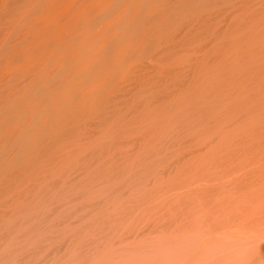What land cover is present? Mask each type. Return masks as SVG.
<instances>
[{"label": "bare ground", "instance_id": "bare-ground-1", "mask_svg": "<svg viewBox=\"0 0 264 264\" xmlns=\"http://www.w3.org/2000/svg\"><path fill=\"white\" fill-rule=\"evenodd\" d=\"M20 1H27L20 8L26 13L20 21L17 16V23L27 26L25 29H48L52 34L81 25L78 19L83 13L90 11L95 16V8H107L112 2ZM20 1L0 0V8ZM20 9L18 14L24 12ZM119 11L112 19L109 14L110 20L109 16L100 19L95 33L104 35L118 24L122 29L130 25L140 28L139 34L134 33L136 39L132 35L135 46L143 52L155 47L159 56L153 54L165 61L162 68L168 75H163L164 80L158 74V79L138 74L139 80L143 78L141 84L136 82L140 91L127 97V85L136 76L128 73L124 77L130 79H124L127 88L125 84L118 87L123 70L116 65L99 73L95 70L87 88L75 84L72 89L70 83L64 85L68 81L63 83V88L71 90L50 96L55 99L54 116L40 105L38 122L21 127L12 138L13 154L0 163V264H264V0H124ZM89 20L88 24L93 22ZM27 29L23 31L29 33ZM13 30L15 33L10 32L16 34ZM43 32L40 34L45 36ZM10 35V42L15 37L20 44V36ZM29 35L31 32L30 40ZM104 37L106 40L107 35ZM87 39L84 36L78 44L91 43ZM50 41L47 47L52 45ZM62 41L65 44L66 39ZM16 44L7 45L14 49ZM28 51L26 57L33 54ZM2 78L7 80V75ZM45 85L42 88L49 84ZM48 90L43 91L48 94ZM37 91L28 95L37 96ZM116 92L118 95L113 94ZM24 93L17 95L19 101ZM7 110L4 112L9 114ZM37 124L40 128L35 129Z\"/></svg>", "mask_w": 264, "mask_h": 264}, {"label": "rangeland", "instance_id": "rangeland-1", "mask_svg": "<svg viewBox=\"0 0 264 264\" xmlns=\"http://www.w3.org/2000/svg\"><path fill=\"white\" fill-rule=\"evenodd\" d=\"M20 1V0H19ZM108 2L109 1H111V0H107ZM107 1L105 2V4L107 3ZM119 1V2H118ZM121 0H115V3H114V0H112V2H110V4L109 5H107V8H106V6H105V4H103V6H105V7H102V6H100L101 8H95L96 10H98V12L95 10V13H97V14H93V15H95V16H90V11H87L85 14L83 13L80 17H79V19H78V21H81V25L80 24H78V23H76V24H78L77 26H78V28H76L75 26H73V27H75V29L73 28V27H71L70 29H68L67 30V28L65 27L64 28V30L62 31V34H61V31H56V33H54V34H56V35H54V34H52L51 32H50V30H48V29H42L43 31H45V34L47 35V37L49 36H51L50 38H52V39H54V40H52L51 39V41H50V38L49 39H47V37H45L43 34H40V33H44L42 30H40L41 28H36V29H38L37 31H36V29L34 28V27H28V29L27 30H29V33L31 32V35L32 36H30L32 39H27V37H28V34L29 33H27L28 31H23V28H24V30H26L25 29V27H27V26H22V24H20L19 22L17 23V16H18V21H20L21 20V18L25 15V13H26V11H25V9H22V10H24V12L20 9L21 7L22 8H24L25 7V5H24V3L26 4V2H16L17 4L15 5H12V6H9V7H5V8H0V34H1V31L2 30H4V31H2V34L0 35V39H1V41H2V39H3V41L2 42H0V47H4V45H5V43H7L8 44V42H9V44H12V45H14V44H16L17 43V41L15 40V39H13V38H15V37H13L12 38V40H11V42H10V39H9V37H7V36H9L10 34L12 35V36H14V35H16V38H18L21 34H22V31L25 33V36L24 37H26V38H24L23 36H20V38H19V41L18 42H20V44H21V42L23 43V39H24V45H22V46H24V48H25V46H26V48H27V50L26 49H24V48H22L21 47V45L19 44H16V48H14L16 51H19V52H15L14 51V49H13V47L14 46H8L7 44L5 45L6 47L3 49V47L2 48H0V49H2L3 51H5V52H3L2 50H0V54H2V55H0V57L1 58H3V60L4 59H6V61L4 62L3 60H1L0 61V63L3 65L2 66V68H0V69H4L2 72L0 71V77H1V75H2V77H4V76H6L7 75V78H5V79H7V80H4L2 77L0 78V106H1V109L3 110H0L1 112H0V117H3V115H1L3 112H4V110H5V112H6V110H7V107H8V112H9V114L8 113H5V117H3V118H0V157L1 158H3V159H1L0 158V163H2V162H4V161H6L8 158H9V156H11L12 154H13V150H14V148H15V144H14V142H13V140H12V138L14 137V135L16 134V133H18L21 129H23V128H21V127H25L27 124H28V122H31V121H35V120H37L38 119V117H37V115L38 116H40L39 115V113H40V111L45 107L46 109H48L49 110V112L50 113H48L49 115H50V117H51V115H55L54 114V112H55V109L56 108H51V107H53L54 105H53V103L55 102V99L53 100L50 96H54L53 94H56L57 92H59L60 90L62 91V92H66L67 90H71V88L73 87H75L77 84H79V86L81 87V88H87L89 85H90V81H91V79L92 78H90V76L91 75H93V72L94 73H99L100 71L102 72V69L104 70H106V68L108 69V68H112V67H115L116 65H119V67L123 70V73H121V75L119 76V83H118V87H120V86H122V88H123V86H124V84H125V86L124 87H126V83H128V82H126L125 80H130V79H128V78H124L125 76H136V77H134V78H136L135 80V82H134V78L132 79L131 78V80H132V84H131V81H129L130 82V85H127V87H128V94L126 95V94H124L125 96H127V97H129V96H131V93H134V92H136L135 93V95H137V92L138 91H140V87H138V85L137 84H141V82H142V80H143V78H145V76H147V77H151V75H152V77L151 78H155V77H153V76H157V74L160 76V77H162L163 79H164V74L165 75H168L167 73H166V70L164 71V68H162V67H165V61L164 62H162V60L160 59L159 60V58L157 59V54L159 53L158 52V50H156V48L155 47H151V48H149L148 50H147V52H149V54L145 51V52H143V51H141L138 47H136L135 45H137L136 44V42H135V40L133 39V37H132V35L134 34V33H136V34H139V32L137 31L138 29H140V28H136V26H134V25H130V26H128V27H123L124 29H122L121 28V24L118 26V25H116L115 26V29H114V26H113V28L111 27V29H109L104 35L103 34H100V35H102V36H100V35H98V34H96L97 33V31H98V27H97V25H98V23L99 22H102L101 20H103L104 18L103 17H105V20H107L108 18H106V16H109V14H110V16L112 15L113 16V18L114 17H116L117 16V14L118 13H120V9L122 8V1H124V0H122L121 2H120ZM121 3V4H119L120 5V9H117L118 7H119V5H117V3ZM20 3V4H19ZM112 3H114L113 5H112ZM19 4V5H18ZM24 5V7H23V5ZM117 5V7H116V5ZM22 5V6H21ZM112 5V6H111ZM20 6V7H19ZM108 6H109V8H108ZM113 8L114 7V9H112L111 7ZM115 7H116V9H115ZM105 9V10H103V9ZM113 10H111V9ZM10 9V10H9ZM17 9H20L22 12H20L19 14L17 13V12H19ZM94 9V8H93ZM6 10V11H5ZM92 10V9H91ZM108 10V11H107ZM115 10V11H114ZM117 10V11H116ZM10 11V12H9ZM92 11H94V10H92ZM92 11H91V13H92ZM100 11V12H99ZM103 11H105L104 12V14H103ZM119 11V12H118ZM8 12V13H7ZM18 14V15H16V13ZM107 12H109V13H107ZM114 12V13H113ZM116 12H117V14H116ZM22 13V14H21ZM106 13V14H105ZM7 14H9V16L7 15ZM88 14H89V16L90 17H97V20L96 19H93L92 18V20H91V18H89V17H87L88 16ZM102 14V15H101ZM113 14H116V15H113ZM12 15L14 16H16V20H12L13 18H15V16L14 17H12ZM85 15H86V17H85ZM92 15V14H91ZM101 15V16H100ZM119 15V14H118ZM2 16H5L4 18H1ZM19 16H21L20 18H19ZM110 16H109V20H110ZM112 16H111V19H112ZM99 17H101V18H99ZM11 18V20H9ZM82 20H81V19ZM83 18H87V19H83ZM99 18V19H98ZM88 19H90L91 21H93L92 23H89L88 24ZM101 19V20H100ZM87 21V24H84V26H82L83 25V21ZM89 20V21H90ZM96 20V22L94 23V21ZM98 20H100V21H98ZM4 22V25L2 24L3 22ZM6 21V22H5ZM77 21V22H78ZM16 22V25L15 24H13V23H15ZM86 23V22H85ZM94 23V24H93ZM8 24V25H7ZM10 24V25H9ZM11 24H12V26H11ZM75 24V25H76ZM85 25H88L87 27H91V29L90 30H88V28H87V30H86V26ZM94 25H96V26H94ZM4 28H3V27ZM17 26H19L18 27V29L17 30H19V28L22 30V31H18V32H21V33H19V36H18V32H17V30H16V28L15 27H17ZM10 27H12V28H10ZM23 27V28H22ZM79 27L80 28H82V27H84L83 29H79ZM95 27H96V29H97V31H96V29H95ZM119 27V28H118ZM134 27V28H133ZM32 29V31H31V29ZM118 28V29H117ZM132 28V29H131ZM9 29H12V30H9ZM13 29H15V31H16V34H12V33H15L14 32V30ZM33 29H35V30H33ZM126 29V30H125ZM136 29V30H135ZM9 30V31H8ZM66 30V31H65ZM113 30H115L114 32H111V31H113ZM117 30V31H116ZM131 30L133 31V33H131ZM134 30L135 31H137V32H134ZM6 31V32H5ZM10 31H13L12 33L10 32ZM49 31V32H48ZM64 31H65V33H64ZM67 31H69V33L67 32ZM81 32V33H76L77 35L78 34H80V36L78 35H76L75 34V32ZM88 31V32H87ZM91 31H92V34H91ZM93 31H94V34H93ZM95 31H96V33H95ZM123 31V32H122ZM124 31H125V34H126V31H127V34H126V36H125V34H124ZM7 33V35L5 34V33ZM10 32V33H9ZM33 32H36V33H33ZM37 32H39L38 34H37ZM48 34H47V33ZM85 32V33H84ZM118 32L120 33L119 35H118ZM129 32V33H128ZM8 33H9V35H8ZM26 33H27V36H26ZM36 36V37H33L34 35ZM49 33H50V35H49ZM59 33H60V37L59 38H57L56 36L57 35H59ZM64 33V34H63ZM114 33H117V34H115L118 38H115L116 36L113 34ZM140 33H141V31H140ZM37 34V35H36ZM42 35V36H40V35ZM73 34V35H72ZM82 34V35H81ZM91 34V35H90ZM111 36H110V35ZM124 36H123V35ZM11 35H10V38H11ZM52 35H54V36H52ZM63 35V36H62ZM88 37V39L90 38V41H91V43H89L90 41L87 39V41H88V43L89 44H85V45H81V44H78L79 42H80V40L84 37ZM90 35V36H89ZM96 35H98L99 37L97 38V36ZM107 35V38H106V40H108V41H106V40H104L105 39V37L104 36H106ZM109 35V36H108ZM3 36V37H2ZM61 36H62V38H61ZM113 36H115V37H113ZM120 36V37H119ZM123 36V37H122ZM134 36V38H135V34L133 35ZM2 37V38H1ZM29 37V38H30ZM39 37V38H38ZM41 37H42V39H41ZM66 37V38H65ZM95 37L97 38V39H95ZM101 37H103V38H101ZM109 37V38H108ZM124 37H126L128 40H126V38H125V40L123 41V38ZM4 38H8L7 40H5ZM47 40H46V39ZM62 39V40H64L65 41V39H66V42H65V44H64V42L62 41V40H58L57 41V39ZM64 38V39H63ZM81 38V39H80ZM100 38V39H99ZM115 38V40H118V41H115V40H113ZM137 38V37H136ZM135 38V39H136ZM21 39H22V41H21ZM34 39H35V41H34ZM79 39V40H78ZM111 39L113 40L112 42H113V44L115 45H113L112 44V42H111ZM119 39H120V41H119ZM130 39V40H129ZM18 40V39H17ZM25 40H27V41H32V43L30 42L29 44L30 45H28L27 43V41H25ZM48 40L50 41V42H53L52 43V45L51 46H49V47H47L46 45H49V43H48ZM104 40V41H103ZM15 41H16V43H15ZM42 41V42H41ZM45 43H44V42ZM75 41H77L76 43H75ZM106 41V42H105ZM46 42L48 43V44H46ZM99 42H101V43H99ZM111 42V43H110ZM125 42V43H124ZM128 42V43H127ZM130 42V43H129ZM60 43V44H59ZM66 43H67V45H66ZM98 45H97V44ZM107 43V44H106ZM118 44V45H116V44ZM63 44V45H62ZM102 44V45H101ZM121 44V47L119 46ZM17 45L18 46H20L22 49V51L19 49V48H17ZM62 45L63 47L62 48H64L65 46V48L62 50V48L60 47V46ZM65 45V46H64ZM68 45H70V46H68ZM130 45V46H129ZM131 45H132V47H131ZM30 46H32L31 48L32 49H30L29 47ZM68 46V47H67ZM85 47V49H84V47ZM101 47V48H98V47ZM106 47V46H110L109 47V49L106 47V48H103L102 49V47ZM117 46V47H116ZM138 46V45H137ZM45 47H47V49H44ZM54 49H53V48ZM60 47V48H59ZM86 47H88V48H86ZM125 47H127L126 49H125ZM52 48V49H51ZM71 48V49H70ZM83 48V49H82ZM128 48H130V50L128 49ZM137 48V49H136ZM6 49H8L7 51H6ZM50 49V50H49ZM69 49V50H68ZM81 49V50H80ZM87 49H89V50H87ZM110 49H111V51H110ZM114 49V50H113ZM116 49H119V50H122V51H119V50H117L116 51ZM134 51H133V50ZM153 49V50H152ZM28 50H32L33 52V54H31V52H30V54H31V56L33 55V56H35V57H26L25 55V51H26V53H27V51ZM43 50H45V51H47V52H45V51H43ZM97 50V51H96ZM99 50H100V52H102V53H100L101 54V56L103 57H100V54H99ZM106 50L107 51H109V52H106ZM127 50V51H126ZM128 50H129V52H131V53H129L128 52ZM132 50V51H131ZM2 51V52H1ZM14 51V52H13ZM24 51V55L22 54V52ZM60 51V53L61 54H58V52ZM83 51V52H82ZM84 51L85 52H87V53H84ZM91 51H95L96 52V54L95 53H93V56H91V58L92 57H94V58H92L93 60L95 59L96 60V62H95V60L93 61L91 58H90V56H89V54L91 53ZM153 51V52H152ZM154 51H155V53H156V55H154L155 53H154ZM157 51V52H156ZM8 52H13V53H8ZM44 52V53H43ZM49 52V53H48ZM54 52L55 54H52V53ZM57 52V53H56ZM115 52V55L113 54ZM116 52H117V55H116ZM151 52V53H150ZM7 53V54H6ZM16 53H18V55L19 56H17L16 55ZM28 53H29V51H28ZM104 53H105V55H104ZM108 53H110V55H107ZM125 55H124V54ZM140 53V54H139ZM154 53V54H153ZM3 54H6V55H3ZM15 54V56H16V59H18L19 58V60H20V58L21 59H24V60H21L20 62H22V63H19V62H17L16 61V59H15V56H13ZM22 54V55H21ZM50 54H52L51 55V58H50ZM72 54V55H71ZM112 54V55H111ZM153 54V55H152ZM10 55H11V58H10ZM28 55V54H27ZM60 57H59V56ZM66 55V56H65ZM124 55V56H123ZM126 55L128 56V58L126 57ZM134 57H133V56ZM7 56V57H6ZM23 58H22V57ZM45 56H48V57H45ZM88 56H89V58L90 59H87L88 58ZM97 58H96V57ZM108 56H110V57H108V59H106ZM122 56V57H121ZM152 56V57H151ZM158 56H159V54H158ZM15 59V61L16 62H14L13 60V58ZM18 57V58H17ZM43 57H44V59H43ZM56 59H55V58ZM65 57V58H64ZM83 57V58H82ZM86 57V58H85ZM104 57H105V59H104ZM117 57V58H116ZM118 57H120V58H118ZM125 57V58H124ZM130 57V58H129ZM131 57H133V58H131ZM156 57V58H155ZM26 58H27V60H26ZM54 58V59H53ZM84 58L86 59V60H84ZM139 58V59H138ZM62 59H64L65 60V63L67 64V66H66V64L64 63V62H62L61 63V60ZM80 59V60H79ZM97 59H98V61H97ZM125 59H127L126 61H125ZM138 61H137V60ZM18 60V61H19ZM25 60L26 61H28L27 62V64L25 63ZM37 60V61H36ZM63 60V61H64ZM87 60H91V62L92 63H90L89 61H87ZM103 60H105V61H107V62H105V61H103ZM118 60H119V62H118ZM129 60H132V61H134V60H136V61H134V63H132V61H129ZM143 60V62H145V63H143V62H140V61H142ZM24 61V62H23ZM34 61V62H33ZM46 61V62H45ZM58 61V62H57ZM80 61V62H79ZM86 61V62H85ZM112 61H113V63H112ZM117 62V64L115 63V62ZM125 61V62H124ZM160 61V62H159ZM45 62V63H44ZM122 62V63H121ZM124 62V63H123ZM147 62V63H146ZM28 63H31V65L30 64H28ZM48 64L46 67H45V64ZM120 63V64H119ZM128 63V64H127ZM148 63H150V64H152V65H155V64H157V65H155L156 66V68H155V66H153L152 67V65H150V64H148ZM1 64H0V67H1ZM17 64V65H16ZM22 64V65H21ZM37 64H39V65H37ZM43 64V65H42ZM91 64V65H90ZM103 64H106V66L105 65H103ZM114 64V65H113ZM123 66H122V65ZM141 64V65H140ZM168 64V63H167ZM20 65H21V67H20ZM28 66V68H27V66ZM32 65H35V67H33ZM51 65V66H50ZM68 65H69V67H68ZM73 65V66H72ZM82 65V66H81ZM90 65V66H89ZM139 67L140 66V68H138L137 66ZM144 65H146V67L143 66ZM149 67H148V66ZM158 65H159V67H161V69L158 67ZM11 66H12V68H11ZM19 66V67H18ZM29 66H32V67H30V69H29ZM52 66H53V69H52ZM61 66V67H60ZM78 66V67H77ZM108 66V67H107ZM134 66H136L135 68H133ZM4 67V68H3ZM10 67V68H9ZM50 69V70H48V68ZM59 67V68H58ZM131 67V69H129ZM141 67H142V69H141ZM37 68H39V69H41V70H39V69H37ZM64 68H66V69H64ZM70 68H72L71 69V71L70 70H68V69H70ZM76 68V69H75ZM136 68H137V70H136ZM144 68V69H143ZM147 68V69H146ZM150 68V69H149ZM152 68V69H151ZM28 69V70H27ZM36 69V70H35ZM73 69H75V70H73ZM92 69H93V71H92ZM133 69H135L134 70V72H137L138 70V73H136L137 75L138 74H140V77L143 75H145L143 78H142V80H141V82H139L140 80L138 79V77H139V75L137 76L134 72H133ZM147 70V72L146 71H144V70ZM149 69V70H148ZM161 70V71H163V72H159V71H156V70ZM14 70V71H13ZM22 70V71H21ZM57 70V71H56ZM67 70V71H66ZM104 70V71H105ZM109 70V69H108ZM131 70V71H130ZM153 70L155 71L153 74L151 73V72H153ZM33 71V72H32ZM36 71H37V73H36ZM39 71V72H38ZM53 71V72H52ZM73 71V73H74V71H75V73H74V75H71V74H73V73H71ZM128 71V72H127ZM141 71V72H140ZM143 71V72H142ZM13 72V73H12ZM43 72H45V73H43ZM78 72V73H77ZM126 72H127V75H126ZM140 72V73H139ZM5 73V74H4ZM7 73V74H6ZM24 73V74H23ZM25 73H27L26 74V76H23V75H25ZM41 73V74H40ZM52 73V74H51ZM63 73V74H62ZM81 73H82V78H84L85 79V81L84 80H82V78L81 77H79V76H81ZM128 73H129V75H128ZM130 73H132L133 75H131ZM146 73V74H145ZM147 73H148V75H147ZM156 73V74H155ZM23 74V75H22ZM28 74H30V75H28ZM47 74V75H46ZM61 74V75H60ZM68 74V75H67ZM151 74V75H150ZM17 75V76H16ZM28 75V76H27ZM34 75H40V76H37V79H35L36 78V76H34ZM43 75V76H42ZM47 76V80L45 79V77ZM53 75V76H52ZM66 75V76H65ZM63 76V77H62ZM78 76V77H77ZM159 76H157V79H158V77ZM19 77V78H18ZM24 77H26V78H24ZM27 77H29V78H27ZM41 77V78H40ZM55 77H57V79L55 78ZM71 77V78H70ZM139 77V78H140ZM159 77V78H160ZM166 77V76H165ZM168 77H170V76H168ZM167 77V78H168ZM21 78H23L24 79V81H23V79H21ZM32 78V79H31ZM38 78L39 79H43L42 81L40 80H38ZM52 78H54L53 80H52ZM66 78V79H65ZM80 78V79H79ZM123 78V79H122ZM130 78V77H129ZM188 77H186V79H187ZM28 81H27V80ZM59 79V80H58ZM61 79V80H60ZM75 79H76V82H75ZM125 79V80H124ZM3 80V81H2ZM10 80V81H9ZM22 80V81H21ZM29 80H30V83H29ZM31 80H34V81H32L31 82ZM45 80V81H44ZM165 80V79H164ZM168 80V79H167ZM36 81H38L39 83H40V86L38 87V85L36 86L35 84H37L38 82H36ZM66 81H68V82H66ZM70 81V82H69ZM126 83H125V82ZM4 82V83H3ZM21 82H23V83H21ZM24 82H26V83H24ZM28 82V83H27ZM43 82H44V84H49L48 86H46L45 88L48 90L49 88H52V89H55V90H48V94H46V92L45 91H43V90H46V89H44V88H42V86L44 87V84H43ZM48 82H50V83H48ZM68 83V84H64L65 86H67V85H70L71 84V88L69 87V88H67L66 89V87L65 88H63L62 86H64L63 85V83ZM122 84H121V83ZM133 82L136 84V82H137V87H135L136 85L135 84H133ZM139 82V83H138ZM9 83V84H8ZM32 83H34L33 85H35V87L37 88V89H39L40 90V88H41V92H39V91H37V89L36 88H33V85H32ZM54 83V84H53ZM70 83V84H69ZM82 83V84H81ZM4 84V85H3ZM5 84H6V87H5ZM8 84V85H7ZM25 84V85H24ZM62 84V85H61ZM76 84V85H75ZM82 86H81V85ZM129 84V83H128ZM22 85V86H21ZM24 85V86H23ZM27 85H29V86H27ZM31 85H32V88H31ZM133 85H135V86H133ZM173 85V84H172ZM50 86V87H49ZM52 86V87H51ZM54 86H55V88H54ZM58 86V87H57ZM130 86V87H129ZM10 87V88H9ZM21 87H23V88H20ZM31 89H30V88ZM57 87V88H56ZM126 87V88H127ZM3 88V89H2ZM6 88V89H5ZM72 88V89H73ZM10 89V90H9ZM26 89L28 90H34V92H39L38 93V95L36 96L35 94H37V93H33L34 95H33V97L32 96H29L28 94L30 93V92H33V90L32 91H30L29 92V90H28V92L26 91ZM35 89H36V91H35ZM171 89H173V88H171ZM3 90V91H2ZM12 90V91H11ZM17 90H18V92H17ZM125 91H126V89H124ZM131 90V91H130ZM136 90V91H135ZM20 91V92H19ZM27 92V93H24V92ZM2 92V93H1ZM5 94H4V93ZM13 92V93H12ZM15 92V93H14ZM53 92V93H52ZM21 93H24V94H26L25 95V97L22 95L21 96V100L24 102H22L23 103V105H21L22 103L19 101V99H20V95L18 96V98H17V95L18 94H21ZM52 93V94H51ZM119 93V92H118ZM129 93H130V95H129ZM148 93V92H147ZM147 93H144L143 94V96L145 95L146 96V94ZM10 94V95H9ZM31 94V93H30ZM43 94V96L45 95V97H41V95ZM113 94H117V92L116 93H113ZM111 95V97L113 98L114 97V95ZM123 94H121V95H123ZM32 95V94H31ZM47 95V96H46ZM118 95V94H117ZM11 98H10V97ZM14 96V97H13ZM34 96H36L35 98H34ZM116 96V95H115ZM133 96H134V94H133ZM4 97H5V99H4ZM39 97H40V99H39ZM47 97V98H46ZM2 98V99H1ZM14 98V99H13ZM28 98H30L28 101H29V103H27V100L26 99ZM32 98H33V100H32ZM51 98V99H50ZM54 98V97H53ZM56 98H58V97H56ZM144 98V97H143ZM143 98H142V100H143ZM11 99V100H10ZM12 99H13V101H12ZM18 99V100H17ZM129 99V98H128ZM131 99V98H130ZM135 99V97H133L132 99H131V101L132 100H134ZM141 99V98H140ZM26 102H25V101ZM30 100H32L31 102H30ZM34 100H35V102L37 103H35L34 102ZM52 101V102H50V105L48 104L49 103V101ZM4 101H6V103L4 104L3 102ZM40 103H39V102ZM46 101H48L47 103H46ZM9 104H8V103ZM18 102V103H17ZM33 102V103H32ZM21 103V104H20ZM27 105H26V104ZM31 103H32V105H31ZM8 106H7V105ZM12 104L14 105L13 106V111H12ZM35 104V105H34ZM16 105H17V108H16ZM25 105L26 106H28V107H25ZM40 105L41 106H43V107H40ZM46 105V106H45ZM53 105V106H52ZM20 106H23V109L21 110V108L22 107H20ZM32 106V107H31ZM48 106H50V107H48ZM41 108V110H40V108ZM15 108L16 109H18V110H16L15 111ZM24 108H26L27 110H25ZM36 108H37V110H36ZM39 109V110H38ZM10 110V111H9ZM12 111V112H11ZM14 111H15V113H14ZM36 111H37V113H36ZM17 112V113H16ZM19 112V113H18ZM30 113V114H29ZM36 114V115H34V117H33V114ZM8 114V115H7ZM15 114V115H14ZM17 114V115H16ZM26 114V115H25ZM31 114H32V116H31ZM6 115H7V117H6ZM13 115V116H12ZM20 115V116H19ZM10 116H11V118H10ZM22 116H23V118H22ZM27 116H29V117H27ZM31 116V117H30ZM16 117H17V119H16ZM18 117H20V119H18ZM26 117V118H25ZM36 118V119H35ZM3 119H4V121H3ZM9 119H11V120H9ZM12 119H13V121H12ZM16 119V120H15ZM15 120V121H14ZM22 123V125H21V123L19 122V121ZM30 120V121H29ZM3 122V123H2ZM14 122V123H13ZM37 122H38V120H37ZM8 123V124H7ZM13 123V124H12ZM26 123V124H25ZM4 124H5V126H4ZM9 124H10V126H9ZM25 124V125H24ZM17 125V126H16ZM7 126V127H6ZM9 126V127H8ZM12 126V127H11ZM37 128H35V129H38V128H40V126L37 124ZM3 127V128H2ZM10 128V129H9ZM13 130H12V129ZM17 129V130H16ZM5 130V131H4ZM13 132V133H12ZM11 134V135H10ZM9 137V138H8ZM204 138V137H203ZM202 138V139H203ZM4 139V140H3ZM3 140V141H2ZM10 141H12L11 143H10ZM190 141H192V143H193V140H190ZM194 141L196 142V140L194 139ZM194 142V143H195ZM9 144V146H8V144ZM186 143V145L187 144H189V145H191L190 144V142L189 141H186L185 142ZM184 145L182 144V146L181 147H183ZM4 148V149H3ZM9 149V151H7ZM4 151H7L5 154H4ZM2 152H3V154H2ZM7 156V157H6ZM6 158V159H5ZM210 164L209 165H211V164H213V163H211V162H209Z\"/></svg>", "mask_w": 264, "mask_h": 264}]
</instances>
